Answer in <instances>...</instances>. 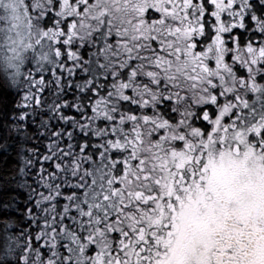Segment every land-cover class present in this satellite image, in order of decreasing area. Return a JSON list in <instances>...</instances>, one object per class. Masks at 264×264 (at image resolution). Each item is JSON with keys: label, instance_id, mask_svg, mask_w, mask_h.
<instances>
[{"label": "trees", "instance_id": "trees-1", "mask_svg": "<svg viewBox=\"0 0 264 264\" xmlns=\"http://www.w3.org/2000/svg\"><path fill=\"white\" fill-rule=\"evenodd\" d=\"M139 1L143 10L140 20L146 16V22L161 21L142 30L144 37L135 47L139 51L140 44L150 48L152 53L147 58L151 64L141 75L137 72L144 67L143 63L136 66V62H132L129 69L122 68L121 55L116 59H120V67L107 66L98 75L83 69L84 64L85 68L91 67L93 62L103 67V61L92 54L94 46L88 42L82 48V63L80 58L68 60L67 53L64 54L62 61L78 69L60 67L56 72L41 73L37 80L42 76L43 79L34 81L30 89H16L0 72V264H91L96 244L107 241L109 246V242L112 243L111 227L127 230L144 221L148 211L144 201L136 197L139 183L143 182L139 176L141 181L131 178L123 182L128 185L124 191L126 198L130 196L127 191L134 190L127 206H113L117 208L114 213L97 220L92 219L93 213H89L87 205L83 216L78 211L77 201L84 190L82 182L93 181L92 161L98 159L105 148L108 150L102 154L104 162L113 167L112 174L103 175L104 180L110 177L108 187L119 184L123 172L119 159L127 152L136 153L139 159L134 162L131 154L128 155L132 172L139 169L141 160L153 162L155 157L158 160L159 152L155 150L161 144L172 152L186 150L187 145L192 148L194 140L199 144L200 136L193 135L194 127L203 126V134L210 127L211 131V119L220 113L219 102L237 110V114L227 115L228 122L235 115L243 118L260 111L255 101L264 102V55L259 56V52L264 51L263 3L256 2L250 12L257 20L250 17L240 27L230 30L223 44L218 38L208 49L206 43L210 42L213 30L208 28L205 34L195 33L207 13L201 12L199 18L193 8L176 3L177 0H153L152 4L150 0ZM159 1L161 4L155 6ZM212 23L214 29L215 23ZM203 25L207 27L206 22ZM149 29L155 30L154 38L147 35ZM257 41L259 45L254 44ZM250 48L255 61L249 57ZM163 57L168 60L164 63L165 70L157 62ZM131 70L137 72L130 73ZM196 76L198 79L194 82ZM226 78L232 80L228 86ZM206 80L210 87L215 84L216 88L209 91L197 88L200 94L193 93L192 88ZM100 81L104 84L102 96L97 92ZM139 82L140 87H150L157 94L147 91L143 95ZM210 94L218 95L215 103L211 102ZM151 97L160 100L158 117L153 108L143 104L144 98ZM248 101L255 103L257 109L247 106ZM202 111L208 113L205 122L189 119L190 112L199 117ZM162 117L171 123L160 129L158 123ZM117 121L130 130L126 136L132 137V143L125 149L119 148L120 126H114ZM197 146L195 144L193 149ZM167 155L170 159L173 153ZM160 174L154 170L151 175L159 177ZM146 180L149 184L143 182V186L157 192L159 179ZM111 194L110 199L104 200L108 210L103 211L105 214L115 201L114 193ZM66 195L75 199L69 202L74 205L73 210H61L60 199ZM123 210L124 216H121ZM73 236L83 243L79 250L70 249Z\"/></svg>", "mask_w": 264, "mask_h": 264}, {"label": "flooded vegetation", "instance_id": "flooded-vegetation-1", "mask_svg": "<svg viewBox=\"0 0 264 264\" xmlns=\"http://www.w3.org/2000/svg\"><path fill=\"white\" fill-rule=\"evenodd\" d=\"M46 1L45 11L46 15L50 13L49 19L53 17V12L59 10L62 5L76 9L78 3L81 2V0ZM177 1L176 3H183L186 7L193 8L192 11H196L199 18H201V12L207 13L203 22H214L217 17L214 15L213 9L218 7H223L227 14L226 17L233 20L230 26L222 25L216 28L215 24L210 42L206 43L208 49L218 38L223 44L225 35L230 30L246 23L250 17L257 20L258 18L250 12L256 2L264 4V0H247V2L244 0H232V2L229 0ZM150 3L152 4L153 0H150ZM154 4L157 6L156 3ZM204 5H208L209 8H205ZM135 6L138 10L139 5L135 4ZM247 9L248 12L245 15ZM71 19H65L58 28L63 27L64 22ZM223 20L225 19H220V21ZM203 22L200 24L199 30L195 31L196 34L206 33L208 27H205ZM52 24H54L53 21ZM154 31L149 29V35L151 36ZM259 43L260 41H257L254 44L259 45ZM141 49L144 48L139 44V51ZM162 49L164 48L162 47ZM139 51L136 50V53ZM249 52L251 61H255L251 48ZM147 53L152 54L150 48L147 49ZM261 55H264L263 50L259 52V56ZM148 57L149 55L144 61L139 60L138 57L135 58L138 60L134 61L135 65L141 66L143 63V68L150 65L151 60H148ZM167 61L165 57L157 59L163 70H165L164 63ZM197 79L196 76L194 82H197ZM213 87L216 88V85H211V89ZM143 88H146L145 90L151 95L157 94L150 87L147 88L143 85ZM216 100H218V95L213 94L211 102L215 103ZM159 101L152 97L144 98L143 104L147 105L149 109L153 108L154 115L158 117L160 106H157V103ZM153 102H156V105H153ZM223 103L224 105L218 106L219 109H223L224 114L228 105ZM207 114L202 111L199 117H195L192 113L189 119H200L205 122ZM163 120L165 125L162 126L159 123ZM160 122L158 123L160 129L168 127L171 123L163 117ZM211 124L212 128H215L212 119ZM194 128L196 133L193 135H198L201 138H198L199 144L194 140L192 148L187 145L186 150L178 149L175 152L161 144L155 150L159 152L157 156L160 160L155 157L153 162L139 161L141 163V166H138L139 170L148 168L147 163L161 174L159 177H155L156 175H146L141 170V177H139L146 184H149L146 180L148 178L151 181L154 178L159 179L156 183L157 192H152L150 187L146 189L143 186L145 183L140 182V190L136 197L144 201L148 213L153 211L154 204L159 206L161 213L149 224H144L142 221L127 230L123 227L119 230L117 227H111L112 243L109 242V246H107V241L102 243L106 246L110 264H264V181L261 182L258 191H253V186L249 182L250 178L247 176L249 174H246L245 168L238 167L241 166L240 164L232 162L231 170H222L221 168L224 167L221 162L218 163L219 161L211 159L212 150H210V144L207 143V137L210 138L212 135L211 131L206 130L207 133L203 134L201 129L203 126L195 125ZM138 131L140 130L138 129ZM254 137V142L257 143L256 147L259 151H264V127ZM195 144L198 146L193 149ZM222 145L221 143L220 146ZM237 147L240 149V146L237 145ZM169 153L179 157L186 154L187 157L183 161H179V158L173 159L172 156L169 161L167 155ZM131 156L135 159L134 162L139 160L136 158V153H132ZM121 161L122 159H120V163ZM168 172L171 175H166L169 174ZM132 192L127 191V195H130L129 199L133 197ZM123 196L125 198V192ZM124 210L120 214L121 216H124ZM154 212L155 210L152 213ZM103 253L105 255V251ZM91 255H94V252ZM93 262L94 257L92 256L91 264H94Z\"/></svg>", "mask_w": 264, "mask_h": 264}, {"label": "rangeland", "instance_id": "rangeland-1", "mask_svg": "<svg viewBox=\"0 0 264 264\" xmlns=\"http://www.w3.org/2000/svg\"><path fill=\"white\" fill-rule=\"evenodd\" d=\"M169 1L166 0V2ZM229 1L232 2V0ZM46 2V0H0V72L16 89H20V87L30 89L34 85V81L37 82L43 79L42 76L37 80V76H41V73L56 72V69L60 67L75 71L78 69L76 65H66L68 62L62 61L64 60V54L65 52L67 53L66 59L80 58L82 63V60H84L82 48L86 47L88 43L94 46L92 54H96L103 61V67L99 68L98 63L93 62L91 67L85 68L86 64H84L83 69L98 75L99 71L106 69L107 66L110 68L120 67V59L116 60L120 58V55L123 58L121 62L123 64L122 68L129 69L128 66L132 62L134 63L135 58L138 57L139 60L144 61L149 55L146 53L147 49L145 48L141 49L139 53H135V47L137 48V44L144 37L142 30H147L149 26L161 22H146V16L140 20L143 10L140 7L137 10L135 6V4L141 5L139 0H81L80 3L82 4L77 2L78 6L76 9L62 5L59 10L53 12V17L50 19V13L46 15L47 12L45 11ZM244 2H247V0H244ZM160 4L161 2L159 1L157 6ZM79 9L82 11L78 12ZM167 10L171 11L170 8ZM213 12L217 17L214 20L216 28L222 25L230 26L233 23L232 19L226 17L227 14L223 7L215 8ZM247 12L248 9L245 11V15ZM47 16L48 18H46ZM65 19L71 20L64 22L63 27L58 28ZM220 19L225 20L220 21ZM52 21L54 24H52ZM68 22L69 24H67ZM206 24L212 31V21L206 22ZM147 35L150 36L148 32ZM85 37L88 39H85ZM144 69L142 67L138 73L141 75ZM132 72L135 73L136 71L131 70L130 73ZM29 78L30 82H28ZM129 78L131 80V76ZM231 81L230 78H226V85L228 86ZM140 83H138L140 91H144L143 95L147 94L146 88L140 87ZM208 83L206 80L202 85L193 87V93L200 94L197 88L203 91L211 90ZM103 86L104 84L100 81L97 91L98 96H102ZM204 94L201 95L204 96ZM209 96L212 100L211 94ZM148 102L150 103L151 101L149 100ZM255 103L260 107L259 112L254 111L251 115H245L243 118L235 115V118L229 122L226 117L230 112H236V108L228 109L227 106L224 114L223 109H219L220 113L215 114L212 118L215 128H212L210 138L207 137V143L210 144L209 147L212 150L211 159L219 161L218 163L221 162L224 167L221 168L222 170H231L232 162H237L241 165L238 167L245 168L246 174H249L247 176L253 186L252 190L258 191V187L264 181V151H259L256 147L257 143L254 142V136L264 127V102L255 101ZM255 103L252 104L248 101L247 106L257 109ZM222 105H224L223 101H221L219 106ZM190 117L191 115H189ZM159 124L163 126L165 121L163 120ZM114 126H120V122L117 121ZM209 130L210 128L207 131ZM127 132L129 133L130 130L120 126V149H125L128 143H132V137L126 136ZM221 143L223 144L222 146H220ZM237 145L240 146V149ZM114 147L112 146V148ZM107 150L108 148H105L98 159L92 161V165L95 166V171L92 173L93 181L89 180L88 184L82 182L81 187L84 190L81 198L77 201L80 214L82 212L81 215H84L86 212L84 209L87 205L86 209H88L89 213H93V220L103 219L110 212L114 213L119 206L128 205L129 198L127 197V199L126 196L125 198L123 196L126 188L123 191L120 190L123 187H128L125 184L126 181L131 178L141 181L138 178V176L141 177V170L146 175H151L154 171L153 168H141V170L137 169L130 172L132 160L128 155L131 152H127L126 155H122L120 158L122 159L120 167L123 172L121 173L122 176H120L121 180H118L119 184L113 183L107 187L110 177L104 180L103 175L105 173L112 174L113 168L104 162V155L102 154L107 152ZM186 157V154H182L180 157L174 154L173 159L179 158V161H183ZM171 159L168 160L171 161ZM166 175H171V173ZM109 192L114 193L111 195L115 197V201L110 204L112 208L105 214L103 211L108 210L104 207V200L110 199ZM63 198L62 200L60 199L61 210H73L74 205L69 203L75 201L73 196L66 195ZM154 210L155 212L152 213ZM153 211L146 215L143 221L144 224L152 223L159 217L161 211L158 205L155 206L154 204ZM99 215H101L100 218ZM100 244L97 243L95 246L96 249L94 250V255H92L94 257L93 263L110 264L106 246ZM70 246L72 251L75 249L79 250L83 243L79 237L73 236ZM103 251H105V255Z\"/></svg>", "mask_w": 264, "mask_h": 264}]
</instances>
